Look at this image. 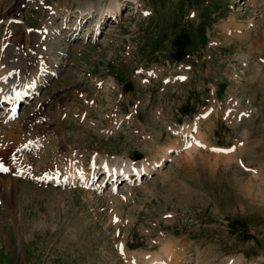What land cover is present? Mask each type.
<instances>
[{"label": "rangeland", "instance_id": "374dc122", "mask_svg": "<svg viewBox=\"0 0 264 264\" xmlns=\"http://www.w3.org/2000/svg\"><path fill=\"white\" fill-rule=\"evenodd\" d=\"M140 1H124L96 35L78 0H0V43L13 28L35 52L47 46L58 70L14 126L40 143L34 173L67 168L82 179L93 162L159 164L178 146L116 193L100 172L79 186L0 172V264H264V0ZM4 127L9 160L14 128Z\"/></svg>", "mask_w": 264, "mask_h": 264}, {"label": "bare ground", "instance_id": "6f19581e", "mask_svg": "<svg viewBox=\"0 0 264 264\" xmlns=\"http://www.w3.org/2000/svg\"><path fill=\"white\" fill-rule=\"evenodd\" d=\"M78 1H79V4H78L77 7L79 9L78 12H80L81 18H84L85 15H86V19L85 20H87V18H90L93 13L98 12L97 15H99V19L97 18L98 21L95 24L96 29L93 30V33L94 32L95 33L96 32H100L99 28H100L101 25H98V24H101V22L105 19L106 15H109V17L113 16L116 19L117 18V14L121 15L122 11H123V2H124V0H108L106 2L105 6H103L101 1H99V0L98 1H95V0H78ZM129 2L132 3L133 6L134 5H141L142 6V4H143V3L141 4L140 0H129ZM141 11H142V13H147L144 9H141ZM47 26L49 27L48 22H47ZM47 26H45L44 28H46ZM7 35H9V37L8 38H4V40L2 42V45H0V49L4 48V50L2 51V55H1V57L2 56L4 57V60L0 61V105L4 104V106H5L4 108L6 110L4 112V114L2 116H0V134L1 133H5L4 128H6V127H4V125H6L7 128H14V126L15 125L17 126V124L19 123V120L15 119L14 121H11V122H8V123L4 124L5 120L10 119L9 115L12 114V108L16 104L18 99L16 97H14L12 99V101H11V106L8 107V103H4V102L1 101V98L3 96V92H5V94L8 95V96L15 95L16 93L20 92V90H23V91L26 90L25 92L36 94L38 92V90L40 89V87H42L43 85L45 86L47 84L46 82H43L45 80V78H46L45 76H47L48 74L50 75V72L56 74L57 71H58L56 66L50 67L48 65L49 62L46 59H41L39 57V54L33 53L34 49L33 50L30 49V47H29L30 45L26 46V48H24V49H22V47L18 46L20 43L17 40H21L22 39V37H23L22 33H18L17 34V38H15L14 40L11 37V36H13V31L7 33ZM10 38H11V41H13L12 43H10ZM23 38H25L24 40H27L29 38V36L27 35V36H25ZM72 41H75V39H72ZM4 79H8V82L4 81ZM24 102L27 103L28 100L27 101L25 100ZM36 118H38V117H36ZM29 120H30V118H29ZM36 120L39 121L38 119H36ZM23 124L25 125L26 123H22V127H23ZM26 125H28V124H26ZM17 130L15 128L11 130L12 131V141L11 142L13 144L12 148L20 146L21 148H17V153L16 154L17 155H22V156H24L26 158V160H29L28 155L34 153V151L36 149V146H37V145H35V141H34V138H33L34 135L32 134L33 132L29 133L30 132L29 131L27 133H24L26 135L24 136L23 139H21L20 136H23L22 133L24 131H21V133H19ZM0 137H2V136L0 135ZM3 138L4 137H2V139ZM7 138H8V136H7ZM2 139H0V141H3ZM195 140L196 139H193V141H191V143H194ZM12 144H10V145H12ZM24 146L26 147L25 149H31L32 147L34 149L32 151H30V152H21L22 151V147H24ZM43 147L41 146V148H43ZM173 148L178 150V146L175 145V144L174 145H170L168 147H165L162 150L164 152L161 154L162 155L161 157H167L168 153H169V150L173 149ZM3 153H4V151H3ZM41 154H42V151H41ZM119 159L121 160L122 166H124L123 169L127 168L128 170H133V169L136 170V172H135L136 178H138V176H140L142 174H150L155 169V166H154L155 161H153L152 163H149V162H146V160H144L143 163L141 165H139V167H133V165H135V163L131 162L130 160H128L129 158L119 157ZM107 162H108L107 160L103 162V167H106L107 173L111 172V180H110V182L112 181V185L117 184V186H118V184L121 181H124V180L130 181L131 180L130 179L131 176L127 172L124 175H121L120 178L117 177V175L115 177H113L112 172L114 170H116V169H113L114 167L111 168L112 166L110 164H108ZM28 163L31 164L30 161H28ZM150 164H152V165H150ZM12 166H13L14 170H16V168H17L16 166L17 165L12 164ZM51 174H55L56 177H51L50 176ZM58 175H59V172H55V171L54 172H50V173H46L45 180L46 181H50L51 180L53 182V184L64 183L65 180L68 181V184H71V183H74V182H78V183H82L83 182V178L82 179H79V178L76 179V177L73 175L72 171H69L66 174H64L62 176L63 178L62 177L57 178ZM41 179H42V175H39L38 176V181H41ZM113 180H114V182H113ZM58 185H62V184H58ZM167 252L171 254V252H169L168 249H167ZM154 261H156L155 258H153V259H151L149 261H146L145 263L146 264L154 263Z\"/></svg>", "mask_w": 264, "mask_h": 264}, {"label": "trees", "instance_id": "16d2710c", "mask_svg": "<svg viewBox=\"0 0 264 264\" xmlns=\"http://www.w3.org/2000/svg\"><path fill=\"white\" fill-rule=\"evenodd\" d=\"M182 53H183V51L181 52L180 50H178V52H175L174 58H180V57H182Z\"/></svg>", "mask_w": 264, "mask_h": 264}, {"label": "snow or ice", "instance_id": "6c2138e0", "mask_svg": "<svg viewBox=\"0 0 264 264\" xmlns=\"http://www.w3.org/2000/svg\"><path fill=\"white\" fill-rule=\"evenodd\" d=\"M6 169L3 168L2 165H0V171H5Z\"/></svg>", "mask_w": 264, "mask_h": 264}]
</instances>
